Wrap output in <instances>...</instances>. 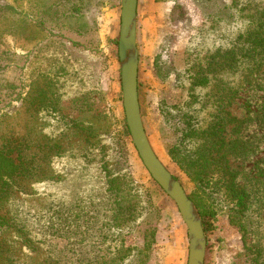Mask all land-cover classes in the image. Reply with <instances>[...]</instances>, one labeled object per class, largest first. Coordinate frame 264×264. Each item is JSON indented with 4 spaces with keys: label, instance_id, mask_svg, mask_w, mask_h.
Masks as SVG:
<instances>
[{
    "label": "rangeland",
    "instance_id": "374dc122",
    "mask_svg": "<svg viewBox=\"0 0 264 264\" xmlns=\"http://www.w3.org/2000/svg\"><path fill=\"white\" fill-rule=\"evenodd\" d=\"M178 3L172 13H167L165 5L138 0L137 81L141 85V118L149 143L190 195L194 184L167 152L176 137L165 115H176L190 105L198 107L194 93L200 92L192 90L186 69L192 63L194 69L205 67L210 55L244 31L247 15L264 12V0H179ZM0 5L9 8L8 17L0 19V29L22 27L39 31L42 36L65 34L85 44L87 51L82 55L70 54L65 49L43 53L42 60L30 64L29 77L33 78L36 66L52 69L61 75L57 77L62 99L89 93L99 114L89 118L99 131L94 140L75 134L73 123L62 116L31 110L28 106L3 111L6 117L0 124V137L24 135L33 142L30 156L44 153V145L49 140L60 143L63 152L61 149L52 152L50 179L19 178L12 196L0 208L3 218L0 232L6 230L5 235L0 234V240L4 241L1 253L7 258L2 264H40L48 254L56 255L57 251L73 248L77 238H61L59 242L52 233L58 223L64 225L77 213L72 211L76 204L87 211L91 205L101 202L108 172L111 176L125 174L133 185L142 187L149 204L159 212L156 241L145 264H175L180 255L182 264H186L188 233L176 205L151 178L131 138L120 135L125 119L118 59L120 0H0ZM222 6L228 8L223 14L219 13ZM159 11L153 19V13ZM218 17L222 22L217 25ZM20 33L0 39V88L3 90L17 84L26 54L35 45L31 32L21 37ZM60 68L64 71L59 72ZM249 90L242 91L234 100L231 112L236 117L244 115L247 104L259 102V96L252 91L254 88ZM201 92L199 97L205 95V91ZM255 131L264 138V126L256 127ZM55 153L62 156L55 157ZM233 163L239 170L264 173V144L250 161ZM120 165L124 170H119ZM248 223L247 243L261 250V264H264V199L254 206ZM135 229L134 226L125 235L126 245H139ZM205 237L204 264H249L241 234L228 222V212L217 215L213 229ZM108 246V242L104 243L102 250Z\"/></svg>",
    "mask_w": 264,
    "mask_h": 264
},
{
    "label": "trees",
    "instance_id": "16d2710c",
    "mask_svg": "<svg viewBox=\"0 0 264 264\" xmlns=\"http://www.w3.org/2000/svg\"><path fill=\"white\" fill-rule=\"evenodd\" d=\"M226 11L228 8L222 6L219 13ZM8 12V7L0 5V19L8 17ZM246 18L244 31L210 55L205 67L194 69L192 63L186 69L192 90L200 92L199 95L194 93L198 107L190 105L176 115H165L176 137L167 152L194 184V191L188 197L198 210L204 233L213 229L219 213L228 212V222L241 234L249 264H261V250L248 244L247 238L254 206L264 199V173L239 170L233 163L250 161L264 144V138L255 131L256 127L264 126V12ZM220 22L222 19L218 17L216 24ZM211 27H215L214 21ZM17 31L18 35L21 31L20 37L31 32L35 45L26 54L17 84L9 85L7 90L0 88V124L6 117L3 111L28 106L31 110L70 119L75 134L95 140L99 131L89 118L92 114L95 116L97 109L89 93L62 99L57 77L61 75L52 69L42 70L36 66L33 78L29 77L30 64L42 60L43 53L65 49L70 54L82 55L87 51L85 44L65 34L42 36L39 31L22 27L0 29V39L15 36ZM253 88L259 102L247 104L244 115L236 117L231 112L234 100L242 91ZM137 89L143 114L139 82ZM201 91H205L203 97H199ZM121 126L120 135L130 137L125 119ZM32 145L24 135L0 137V208L12 196L19 178L40 176L37 180H48L52 177L49 169L54 160L52 152H60L61 144L49 140L44 145V153L30 156ZM58 156L62 154L55 153V157ZM123 168L119 166V170ZM126 177L125 174L111 176L108 172L101 202L91 205L87 211L79 204L72 208L77 213L64 225L58 223L52 236L59 242L61 238H77L76 244L73 242V248L57 251L56 255L48 254L40 264H145L156 241L159 212L149 204L142 187L133 185ZM134 226L139 245H126L125 235L130 234ZM5 231L0 232L1 236ZM3 242L0 240V264L7 260L1 253ZM107 242L108 249L103 251L102 246Z\"/></svg>",
    "mask_w": 264,
    "mask_h": 264
},
{
    "label": "water",
    "instance_id": "95a60500",
    "mask_svg": "<svg viewBox=\"0 0 264 264\" xmlns=\"http://www.w3.org/2000/svg\"><path fill=\"white\" fill-rule=\"evenodd\" d=\"M138 0H120V30L118 59L122 105L131 141L144 167L155 183L174 202L188 233L186 264H204L206 237L200 215L185 193L180 182L168 171L154 153L142 123L138 101V49H137Z\"/></svg>",
    "mask_w": 264,
    "mask_h": 264
},
{
    "label": "crops",
    "instance_id": "0c3cea01",
    "mask_svg": "<svg viewBox=\"0 0 264 264\" xmlns=\"http://www.w3.org/2000/svg\"><path fill=\"white\" fill-rule=\"evenodd\" d=\"M179 0H145L146 4H156V5H165L166 12L167 13H172V10L174 9V6L178 3ZM190 10V9H189ZM160 14V11L158 13H153V19H156V16ZM175 264H182V255H180V258L176 260Z\"/></svg>",
    "mask_w": 264,
    "mask_h": 264
}]
</instances>
